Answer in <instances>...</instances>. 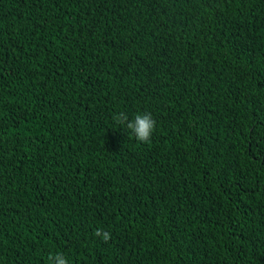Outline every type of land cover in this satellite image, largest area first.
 <instances>
[{
    "label": "trees",
    "instance_id": "obj_1",
    "mask_svg": "<svg viewBox=\"0 0 264 264\" xmlns=\"http://www.w3.org/2000/svg\"><path fill=\"white\" fill-rule=\"evenodd\" d=\"M56 253L264 264V0H0V264Z\"/></svg>",
    "mask_w": 264,
    "mask_h": 264
},
{
    "label": "clouds",
    "instance_id": "obj_2",
    "mask_svg": "<svg viewBox=\"0 0 264 264\" xmlns=\"http://www.w3.org/2000/svg\"><path fill=\"white\" fill-rule=\"evenodd\" d=\"M111 120L117 128L123 129L131 138L139 144L151 142L153 133L156 129V121L151 113H136L131 119L124 111H116L111 114ZM110 233L98 229L95 236L101 238L105 243L110 239ZM49 264H69L67 257L63 253L49 255Z\"/></svg>",
    "mask_w": 264,
    "mask_h": 264
}]
</instances>
